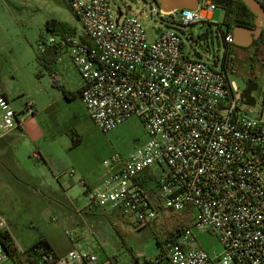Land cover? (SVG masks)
<instances>
[{
  "label": "built area",
  "instance_id": "obj_1",
  "mask_svg": "<svg viewBox=\"0 0 264 264\" xmlns=\"http://www.w3.org/2000/svg\"><path fill=\"white\" fill-rule=\"evenodd\" d=\"M256 1L264 10V0ZM66 2L82 33L49 42L71 50L82 79L78 96L91 118L106 132L135 116L149 135L127 157L103 161L101 187L85 192L90 211L134 230L158 227L163 241L155 264H264V82L248 75L246 84L258 83L249 104L245 88L231 78L240 62L232 32L222 25V59L194 48L208 31L195 38L191 29L212 24L218 5L199 0L195 10L164 11L147 1L158 19L156 39L148 42L140 18L114 0ZM261 25L264 34V16ZM0 110L4 130L20 125L1 90ZM95 227L89 225L93 234ZM195 230L217 235L222 253L204 249ZM9 258L0 235V264ZM116 261L93 250L57 255L39 247L22 264Z\"/></svg>",
  "mask_w": 264,
  "mask_h": 264
},
{
  "label": "rangeland",
  "instance_id": "obj_2",
  "mask_svg": "<svg viewBox=\"0 0 264 264\" xmlns=\"http://www.w3.org/2000/svg\"><path fill=\"white\" fill-rule=\"evenodd\" d=\"M114 2L140 18L148 42L156 39L158 19L145 2ZM225 17L226 9L218 6L212 24L208 22L201 31L200 26L191 29L195 38L208 31L193 45L204 57L224 56L226 45L217 32H221L220 25L227 31ZM52 19L67 22L77 34L82 33L81 23L66 0H0V74L20 127L32 138L31 146H26L20 135L8 137L16 151L13 155L9 152L3 161L0 157V232L9 231L22 251L47 239L59 254L70 249L93 250L103 260L116 257L115 264H149L159 254L154 237L158 227L134 230L113 215L101 216L90 211L85 195L88 186L101 187L108 170L103 165L105 159L115 154L127 157L149 135L135 116L105 132L78 95L71 99L64 96V91L77 93L82 86L71 50H62V62L54 69L55 80L38 66L35 52L41 49L43 40L49 43L52 36L46 23ZM231 50L241 66L239 74L231 76L239 87L245 88L248 75L253 73L262 84L264 39L247 48L233 43ZM155 172L159 174L161 169ZM81 181L88 185L83 186ZM2 220L5 222L1 225ZM91 223L96 225L94 234L89 231ZM195 233L204 249L222 253L217 235ZM2 264L15 262L9 258Z\"/></svg>",
  "mask_w": 264,
  "mask_h": 264
},
{
  "label": "trees",
  "instance_id": "obj_3",
  "mask_svg": "<svg viewBox=\"0 0 264 264\" xmlns=\"http://www.w3.org/2000/svg\"><path fill=\"white\" fill-rule=\"evenodd\" d=\"M151 1V0H147ZM214 2L221 7L226 9V17H225V25H227V31L231 32L232 27L236 25H243L247 27L255 26V14L249 9L246 3L243 0H214ZM47 31L51 34L52 37L68 38L70 36H74L77 34V29L71 26L67 22L58 21L56 19L48 20L46 23ZM43 46L41 49L35 52L36 62L39 67H41L44 71L49 72L51 75L54 74V66L57 63L60 55L62 54L63 47L61 46L60 41L54 44L47 43L46 41H42ZM241 67L240 65L238 66ZM250 76L256 79L255 74L253 73ZM77 93H69L64 91V96L67 99H71L77 96ZM20 126V125H19ZM117 231L120 233L118 227ZM1 237L3 240L4 248L9 256L14 260L15 264H22L27 259L28 256L35 251L36 248L43 247L47 251H54L50 242L47 239H42L28 250L21 251L14 241L12 235L9 231L1 232ZM155 240L156 244L159 248H161V243L163 241V237L159 235V232H155ZM149 264H155L152 261H149Z\"/></svg>",
  "mask_w": 264,
  "mask_h": 264
},
{
  "label": "water",
  "instance_id": "obj_4",
  "mask_svg": "<svg viewBox=\"0 0 264 264\" xmlns=\"http://www.w3.org/2000/svg\"><path fill=\"white\" fill-rule=\"evenodd\" d=\"M147 2V0H142ZM164 11H172L175 9H192L195 10L198 6L199 0H154ZM252 13L255 14V26L247 27L243 25H236L232 27V35L234 44L239 47H250L253 42L262 36V19L264 10L256 0H243ZM258 84L252 79L247 81L244 96L249 104H253L254 100L251 97V92L257 89Z\"/></svg>",
  "mask_w": 264,
  "mask_h": 264
},
{
  "label": "crops",
  "instance_id": "obj_5",
  "mask_svg": "<svg viewBox=\"0 0 264 264\" xmlns=\"http://www.w3.org/2000/svg\"><path fill=\"white\" fill-rule=\"evenodd\" d=\"M63 54V53H62ZM62 54L60 55V58L58 59L57 63L54 66V69L56 66H58L61 62H62ZM54 75V74H53ZM51 75V76H53ZM53 79L55 80V76H53ZM81 88V87H80ZM0 90L2 91L3 95L8 99V101L10 102V94H9V90L6 86V82L4 77L0 74ZM80 90V89H79ZM79 90L77 92H79ZM11 103V102H10ZM30 113L26 114V117H30L29 115ZM34 114V113H32ZM33 116V115H32ZM21 124V122H20ZM17 131V132H16ZM13 135H20L23 138V142L26 146H31L30 145V141L32 138L30 136V133L21 129V127L19 126V129L17 128H13L11 130H4L2 127V111L0 110V157L2 159V161L4 160L5 156H8V153L10 152L11 155H13V150L16 151L15 147L12 146L11 142H9L8 137H12ZM7 138V139H6ZM85 185L87 186L88 184L85 182ZM87 188H90L89 186ZM14 239V238H13ZM15 241V240H14ZM54 249V248H53ZM21 250V249H20ZM72 250V249H70ZM70 250L65 251L63 254H66L67 252H69ZM80 250V249H79ZM22 251V250H21ZM55 251V250H54ZM55 253L57 255H63V254H59L55 251Z\"/></svg>",
  "mask_w": 264,
  "mask_h": 264
},
{
  "label": "flooded vegetation",
  "instance_id": "obj_6",
  "mask_svg": "<svg viewBox=\"0 0 264 264\" xmlns=\"http://www.w3.org/2000/svg\"><path fill=\"white\" fill-rule=\"evenodd\" d=\"M263 39H264V34H263V32H262V36H261L259 39L255 40V41L253 42V44L256 43L257 41H261V40H263ZM253 44H252V45H253ZM253 81L257 83L256 80H253ZM257 84H258V83H257Z\"/></svg>",
  "mask_w": 264,
  "mask_h": 264
}]
</instances>
